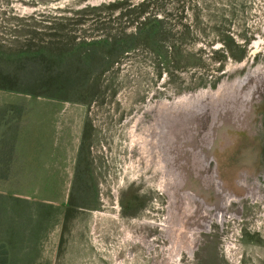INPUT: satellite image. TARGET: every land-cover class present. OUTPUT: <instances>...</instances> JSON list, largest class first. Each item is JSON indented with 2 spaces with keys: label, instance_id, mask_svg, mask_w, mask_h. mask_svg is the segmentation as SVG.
<instances>
[{
  "label": "rangeland",
  "instance_id": "obj_1",
  "mask_svg": "<svg viewBox=\"0 0 264 264\" xmlns=\"http://www.w3.org/2000/svg\"><path fill=\"white\" fill-rule=\"evenodd\" d=\"M0 86L8 264H264V0H0Z\"/></svg>",
  "mask_w": 264,
  "mask_h": 264
},
{
  "label": "bare ground",
  "instance_id": "obj_2",
  "mask_svg": "<svg viewBox=\"0 0 264 264\" xmlns=\"http://www.w3.org/2000/svg\"><path fill=\"white\" fill-rule=\"evenodd\" d=\"M153 109H155V108L153 106H151L149 110L152 111ZM166 112L167 111H165V110H160V108H158L154 112L156 114V116H155L156 118L154 117L155 119L153 120V122H149L150 123L149 125L147 124L148 126L145 128V131H144L145 137L137 138L138 137L137 134L133 133V135L136 136V137H134V140L137 141V143H139L142 147H144V149L146 151V155H145V152L144 153L142 152V153L146 156L145 160L148 162V166H151V165L156 166L155 171H158L159 169H161L162 171L166 170L165 167H166V163H167L166 162L167 161V155H166L165 151L162 152V150L158 147V144H157V138L159 136L158 132H160L161 135L163 132H165L162 130V128L165 130L164 119L167 117V115H165ZM152 116H154V115H152ZM141 118H139V120ZM139 120H137V121H139ZM143 122H144V120H143ZM158 124H160V126H158ZM134 126H136V125H134ZM135 144H136V142H135ZM141 156H139V157H141ZM159 176H161V175H159Z\"/></svg>",
  "mask_w": 264,
  "mask_h": 264
},
{
  "label": "trees",
  "instance_id": "obj_3",
  "mask_svg": "<svg viewBox=\"0 0 264 264\" xmlns=\"http://www.w3.org/2000/svg\"><path fill=\"white\" fill-rule=\"evenodd\" d=\"M29 79H30V76L25 77L27 84L31 82V80H29ZM0 89L12 90L13 88L6 87V86H0ZM14 90H17V89H14ZM1 247H2V250L0 252V264H8L10 257L7 254V250H3V249H5V243H3V245Z\"/></svg>",
  "mask_w": 264,
  "mask_h": 264
},
{
  "label": "crops",
  "instance_id": "obj_4",
  "mask_svg": "<svg viewBox=\"0 0 264 264\" xmlns=\"http://www.w3.org/2000/svg\"><path fill=\"white\" fill-rule=\"evenodd\" d=\"M1 92H3V90H0V96H1ZM5 97V96H4ZM8 105H4V103L2 102V99H0V124L3 122L4 119V111L1 110V108L7 107ZM5 143V142H4Z\"/></svg>",
  "mask_w": 264,
  "mask_h": 264
}]
</instances>
